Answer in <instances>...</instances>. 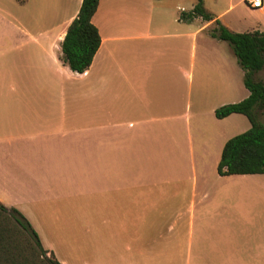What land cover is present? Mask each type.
Listing matches in <instances>:
<instances>
[{
	"label": "crops",
	"instance_id": "crops-1",
	"mask_svg": "<svg viewBox=\"0 0 264 264\" xmlns=\"http://www.w3.org/2000/svg\"><path fill=\"white\" fill-rule=\"evenodd\" d=\"M41 1L33 35L0 0V203L60 264H264V174L216 170L250 124L214 111L249 92L213 21L180 19L197 0H100L81 74L61 43L82 0ZM203 7L231 32L264 30V0Z\"/></svg>",
	"mask_w": 264,
	"mask_h": 264
},
{
	"label": "trees",
	"instance_id": "trees-1",
	"mask_svg": "<svg viewBox=\"0 0 264 264\" xmlns=\"http://www.w3.org/2000/svg\"><path fill=\"white\" fill-rule=\"evenodd\" d=\"M99 1L82 0L61 43V61L74 73L85 72L99 48L100 36L91 22ZM197 17L213 21L211 37L231 48L243 71L244 87L249 92L244 100L214 111L217 119L239 114L250 124L247 131L224 144L217 174L221 177L264 174V125L258 119V113L264 111V82L255 79V75L264 70V30L231 32L203 7V0H197L190 12L180 15V19L185 20ZM47 254L28 220L15 208L0 203V264H60L52 254L49 257Z\"/></svg>",
	"mask_w": 264,
	"mask_h": 264
},
{
	"label": "rangeland",
	"instance_id": "rangeland-1",
	"mask_svg": "<svg viewBox=\"0 0 264 264\" xmlns=\"http://www.w3.org/2000/svg\"><path fill=\"white\" fill-rule=\"evenodd\" d=\"M233 1H234V3H236L239 0H233ZM4 2H5L4 3L5 4V10L8 13H10V14L14 13L15 16H17L19 18V20L29 21V23H30L29 24L30 25L29 29H31L30 34L36 35L37 30H32V28L33 29H36L35 28V26H37L36 23H35V20H37L36 18H44V20H46L47 22L50 21V20H48V15L45 14L46 12L41 9V7H42V1L41 0H28L27 4L25 6L20 7V8L16 5V0H10V1L9 0H4ZM204 2H205V6L207 8H209V9H215L216 7H219L221 5V3L223 2V0H217V1H215V0H204ZM17 8H19V11L17 10ZM240 8H242V7H240V6L239 7H236L234 9V11L229 14V16H231L232 14L237 13L240 10ZM14 11H17V12H14ZM242 14H243V16H245V15H248L250 17L251 16H254L253 13H248V14H245V15H244V13H242ZM107 17H105V18H107ZM23 27H24V29H28V27H26V26H23ZM9 29L10 28H8L7 25L3 26L2 27V34L4 36L7 35V34H9V32H10ZM255 79L257 81L264 82V70H262L259 73H257L255 75ZM241 118H242V120L244 122L247 123V119L244 116L241 117ZM258 119L264 125V111L258 113ZM233 132L234 131H231L229 133H233ZM238 133H243V132H238ZM213 153H214V150H213ZM210 174L214 177L215 176V171L212 170L210 172ZM261 177H264V175L261 176ZM252 220H253L252 214H245L244 215L243 222H244V224L246 226H251ZM247 237H248L247 235H244L241 238V241L246 240ZM183 243H184V240L181 238V248L183 246H186V244H183ZM47 256L49 257V254H47ZM183 258L184 259L188 258L187 251L181 249V259H183Z\"/></svg>",
	"mask_w": 264,
	"mask_h": 264
},
{
	"label": "built area",
	"instance_id": "built-area-1",
	"mask_svg": "<svg viewBox=\"0 0 264 264\" xmlns=\"http://www.w3.org/2000/svg\"><path fill=\"white\" fill-rule=\"evenodd\" d=\"M244 2L251 8H259L262 0H244Z\"/></svg>",
	"mask_w": 264,
	"mask_h": 264
}]
</instances>
